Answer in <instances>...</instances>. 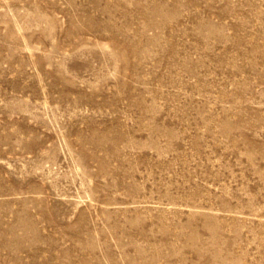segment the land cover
Segmentation results:
<instances>
[{
  "label": "rangeland",
  "instance_id": "374dc122",
  "mask_svg": "<svg viewBox=\"0 0 264 264\" xmlns=\"http://www.w3.org/2000/svg\"><path fill=\"white\" fill-rule=\"evenodd\" d=\"M0 264H264V0H0Z\"/></svg>",
  "mask_w": 264,
  "mask_h": 264
}]
</instances>
